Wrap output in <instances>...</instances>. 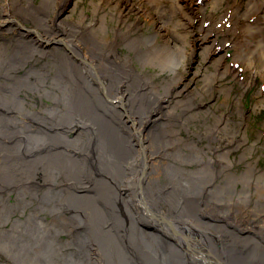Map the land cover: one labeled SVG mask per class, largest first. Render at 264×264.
I'll return each instance as SVG.
<instances>
[{
    "label": "bare ground",
    "instance_id": "1",
    "mask_svg": "<svg viewBox=\"0 0 264 264\" xmlns=\"http://www.w3.org/2000/svg\"><path fill=\"white\" fill-rule=\"evenodd\" d=\"M20 1L13 10L9 5L0 6V93L9 91L0 94V201L7 204L0 215V264L264 262L260 258L264 222L258 228L250 225L260 215L256 213L252 219L246 214V205L237 204L232 212L229 206L233 195L249 202L250 182L257 181L256 188L264 187V173L253 176V166L248 163L238 175L232 171L228 149L214 150L211 143L208 149L199 148L194 137L181 133L188 131L186 125L196 118L192 106L198 95H183L190 82L179 81L183 75L177 73V60L161 53L153 43L155 38L135 37L132 23L119 26L121 16L114 37H109L105 15L99 26L65 19L70 4L74 1L77 6V0ZM127 1L138 20L134 31L140 29L144 15L157 22L143 5L159 8L167 1L180 11L177 15L198 6L199 17L208 20L223 8L224 16L234 24L231 34H238L236 39L243 36L252 42L261 37L264 42V0H234L232 4L227 0H184L186 6H181L180 0ZM100 9L93 3L95 13ZM162 11L165 14L167 10ZM177 15L173 26L181 27ZM161 28L155 27V36L163 34ZM200 30L206 41L210 34L222 32L217 26ZM214 40L211 48L202 49L203 55L228 44L222 46ZM223 40L232 42L238 62L240 42ZM124 47L135 56L124 54ZM262 50L264 62V44ZM252 51L241 59L250 70L255 69ZM152 63L159 67L166 84L158 86L152 80L155 73L146 68ZM170 72L177 74L172 81L164 76ZM256 72L264 78V67ZM57 83L60 92L50 95L55 98L53 109L62 113L55 121L29 110L27 100L18 96L19 91L28 89L35 92L33 96L48 94L46 88ZM18 97L22 102L15 103L24 102L28 111L22 120L9 110L14 108L10 102ZM241 97L235 100L240 115ZM177 115L183 119L177 122ZM47 123L52 131L44 126ZM206 126L208 136L216 137V125ZM84 136L87 146L82 142ZM229 143H236V149L243 144L233 138ZM211 152L222 157L220 161ZM183 162L198 173L196 179L176 175ZM238 184H242L240 190ZM170 187H178L182 193L175 208L162 204ZM13 193L16 197L9 205ZM143 221L153 228L142 229ZM29 230L46 237L49 245L45 250L51 247L48 257H30L29 248L14 240L21 231ZM243 231L246 234L239 239L237 234ZM243 247L253 251L252 259L238 254Z\"/></svg>",
    "mask_w": 264,
    "mask_h": 264
},
{
    "label": "rangeland",
    "instance_id": "2",
    "mask_svg": "<svg viewBox=\"0 0 264 264\" xmlns=\"http://www.w3.org/2000/svg\"><path fill=\"white\" fill-rule=\"evenodd\" d=\"M14 1L15 0H0V6L9 5L11 6L10 9L13 10V6H20V4L18 3L20 0H18L16 3H14ZM42 1L43 0H34V2L37 4H40ZM183 1L184 0H182V3L181 0L178 2L181 6H186L185 4H183L185 3V1ZM227 1L228 4H232L234 0ZM93 3H96L99 7L101 6V9L96 13L93 10ZM77 4V6L76 4L74 5L73 1L67 9L64 17L68 21L80 20V22L82 23L81 25L84 26L90 23H96L97 26H99V23H101L102 21L101 19L103 15H105L108 20L107 24L109 27L107 30V34L109 37H114V29L118 28L119 25L117 23L119 22L118 16H121V24L119 26L124 27L125 25L132 23L133 32L131 31V33H134L133 35L135 37H138V35H143L147 36L149 40L155 38L156 40L153 43L157 48H159L160 50L162 49L161 53H168L170 54L171 58L177 60H175V63L178 64L176 65L178 68L177 73L183 75L182 79L179 81H181V83L185 81L190 82V89H184V92H186L183 95L186 96L190 94L191 96L195 93H197L198 95L196 101H194L192 106L194 108L196 107L195 111L192 113V115H195L196 118L190 120L188 125H186L187 127H189V130L187 131L183 129L181 133L187 138H190L191 136L194 137V140H197V147L199 148L208 149V145H210L211 143L214 150H216L217 147L220 150L224 151L228 149V153L229 151L231 153L230 160L233 162V165H231L232 171L238 175H242L245 172V169L248 167V163H251V165L253 166V176L258 175V173H264V78L260 75L257 76L258 71L256 72V69H262L264 67V62L261 59V50L264 42L261 37L254 38L252 42L250 40L245 41L244 38H242L243 36L240 39H236L238 38V34H231L234 33V24L229 20V18L224 16L225 14L223 8L220 10L218 9L215 12V18L208 20L199 17L198 11L200 10L198 6H193L192 8L188 7V9H184L181 12L180 16L177 15L180 11L175 9L174 4L167 3V1H163L159 8L158 5L152 8L153 5H148V3H146L145 5H143L144 9H147V11L152 13L155 18H157V22H154V18L152 19L144 15L139 21L140 23L138 26H141L140 29L134 31L133 28L137 27V25H135L134 23L138 20H136L135 13L132 11L130 12L131 7H129V1L77 0ZM209 6L210 3H208L207 8ZM225 6H227L226 3H224L223 7L225 8ZM162 9L167 10L164 12L165 14H163ZM174 10L175 12L172 13V11ZM51 15H53V13H51ZM176 15L177 18H181L180 24H183V26H173V24L176 22ZM112 16H114V19H112ZM26 25L33 26L30 23H26ZM162 25L166 27L161 28ZM156 26L162 29L160 31L161 33H163L161 34V36H155L154 31ZM203 26L205 28H213L217 26V28L221 29L222 32H220V34L218 35H216L215 33L210 34L211 36L206 41L203 39L204 33H202L200 30ZM126 30L128 29H125L124 31ZM214 39H216L217 43H221V45L227 43L228 44L225 49H213L211 50V53L209 55H203L202 49L208 47L211 48ZM223 39H235V41L240 42L237 43V46L239 47L240 52L242 50V53L239 56L238 62H235L236 49L233 47L232 42L227 41L225 43ZM201 42L203 43V45L201 44ZM229 43H231V45H229ZM248 44L252 47H249ZM150 45H152V42H150ZM78 46L82 47L81 43H78ZM143 49H145V47H143L142 50ZM253 49H256V52H253ZM247 50L254 53L253 61L255 64V69L253 70H250V68H246V64L241 60L242 58L246 57L245 55L248 52ZM123 53H129L131 54V56H135V53L133 51H130L129 49H126V47H124ZM45 59H47V61L49 62L50 57H47ZM133 62L135 63V66H140V63L137 60H133ZM153 64L154 63L146 65V68H148L150 74H152V72L155 73L152 74V80L157 83L156 85L158 86L166 84V80L164 79L165 77H162V73H160V70L158 69L159 67ZM165 74L164 76H167L168 80L170 81H172L177 75L175 72ZM254 75H256V78L254 81H252ZM46 89L49 90L48 94L44 92V94L41 95L38 94L39 92H37L36 95L33 96L35 92H32L30 89H28L25 91H19L18 96L21 98L24 97L25 100H27L25 105L29 110L36 112V114L39 113L42 116H46L47 121L52 122L55 121L58 114L62 113L61 111H56L53 109L55 98L53 95H50L51 93H53V91H55L54 93L60 92L58 90L59 83L55 84L54 86L49 85V87H47ZM160 91L164 92L163 89H160ZM4 92L7 93L9 91H1V93ZM226 96L228 97L227 102L224 101V99H226ZM240 96H242V115L237 112L235 107V100ZM19 97L10 102L13 105L11 106L14 108H9V110L14 111L15 114L12 115H17L16 118L22 120L21 118H23V114H26L28 111L24 108V102L23 105L21 103H15L18 100L22 102V99H19ZM208 109H210L209 112L207 111ZM178 112L180 113L181 111ZM36 118H38V116H36ZM173 118L175 122L176 118L177 122L179 121V119H183L178 115L176 116V118ZM227 124H229L228 131H226L225 129V125ZM206 125H216L215 136L217 138L208 136L209 134ZM44 126L49 128L50 131L53 130L52 127L48 125V123ZM237 130H239L240 132H237ZM231 138L235 139L236 141L243 142V144H241L242 147L240 146L239 149H236V145H234L236 143H229ZM86 139L87 137L84 136V141L82 142L87 146V143L85 142ZM213 153L214 152H211V155L215 156L216 160H219L218 158H222L214 155ZM241 158L243 159L240 161ZM223 160L225 161V163H229L226 159ZM189 167L191 166H189L187 162L178 164L176 175L181 178L185 177L188 179H196L198 173L191 171V168ZM250 184L251 186H249L248 191V196H250L249 202H246L244 199L238 200V196L233 195V197L235 198L233 201V205L229 206L231 209L230 211L232 212L235 210V207L239 206L237 204H240V206L242 207L246 205L244 207L246 208V214L251 215L252 219L255 218L256 213L259 214L260 217L259 219H257L258 221L255 220L250 223L251 226L256 224L258 228L259 225H263L264 222V204L261 203L263 200L262 196H264V187L262 186L260 188H256L257 181L254 180H252ZM241 187L242 184H238L237 189L240 190ZM168 192L171 193L169 195H165L166 200L163 201L162 204L165 207L175 208V205H177V196L179 193H181V190L178 187L177 190L171 189L170 187ZM205 196L208 199V196ZM15 197L16 194L13 193L11 197L8 198L9 205L12 204L11 202L15 200ZM218 201L222 202L223 199H218ZM217 204L220 203L218 202ZM200 207H204V205ZM6 208L7 204H3L0 201V215H3L4 212L1 213V211H4V209ZM207 215L212 217V214L210 212H207ZM47 216L48 215H46L45 218L50 219ZM146 222L147 221H143V223L140 224L142 229L147 230L148 228H153L151 227L153 224H146ZM25 232L27 233L25 234ZM240 233L238 232L237 234L239 236V239H241V237L246 234L245 231ZM259 233L260 232H258V234ZM45 238L46 237L44 235L29 230L21 231L20 235L14 237V240L19 243L25 244L29 248L28 251L30 257L37 258L38 256V258H41L42 256L48 257L51 251V247L49 251L45 250L49 245L47 239ZM63 238L66 237L64 236ZM238 254L245 256V259L247 260L252 259V257L254 256L253 251L248 250L247 247H243V250H240ZM260 258H262L264 261V252ZM260 264H264V262H260Z\"/></svg>",
    "mask_w": 264,
    "mask_h": 264
}]
</instances>
